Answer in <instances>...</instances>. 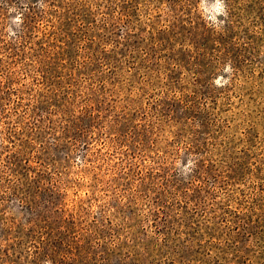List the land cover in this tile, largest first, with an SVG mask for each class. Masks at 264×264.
Instances as JSON below:
<instances>
[{"label":"rangeland","instance_id":"374dc122","mask_svg":"<svg viewBox=\"0 0 264 264\" xmlns=\"http://www.w3.org/2000/svg\"><path fill=\"white\" fill-rule=\"evenodd\" d=\"M218 2L0 0V264H264V0Z\"/></svg>","mask_w":264,"mask_h":264},{"label":"clouds","instance_id":"9594fccd","mask_svg":"<svg viewBox=\"0 0 264 264\" xmlns=\"http://www.w3.org/2000/svg\"><path fill=\"white\" fill-rule=\"evenodd\" d=\"M216 12L217 13H220L224 16L227 15V12H226V8H225V5H224V0H219V2L217 3L216 5V8H215ZM210 19L213 21V23L216 22V18L215 16H212L210 17ZM22 22L21 20V16L20 15H17L15 17V19L13 20V23L19 25L20 23ZM222 23V22H221ZM9 32L10 34L14 35V33L11 32V29H9ZM227 72H230L231 71V68L230 66H226V69H225ZM215 83L218 85V86H223L224 84H227L228 83V80L224 79L223 77H218L216 80H215ZM194 166V162L190 159L188 161V165L185 167V172H187L188 170H190L191 167Z\"/></svg>","mask_w":264,"mask_h":264},{"label":"trees","instance_id":"16d2710c","mask_svg":"<svg viewBox=\"0 0 264 264\" xmlns=\"http://www.w3.org/2000/svg\"><path fill=\"white\" fill-rule=\"evenodd\" d=\"M46 228H44V227H41L40 228V231L42 232V231H44ZM42 235V233H40V235H39V237ZM41 239H40V241H42V243H43V241L44 240H42V237H40ZM57 242H59V240L57 241ZM60 244H63V243H60ZM37 249H39V248H37Z\"/></svg>","mask_w":264,"mask_h":264}]
</instances>
